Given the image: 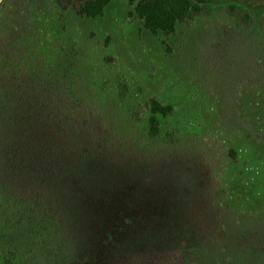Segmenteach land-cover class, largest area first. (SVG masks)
Instances as JSON below:
<instances>
[{
  "label": "rangeland",
  "instance_id": "374dc122",
  "mask_svg": "<svg viewBox=\"0 0 264 264\" xmlns=\"http://www.w3.org/2000/svg\"><path fill=\"white\" fill-rule=\"evenodd\" d=\"M195 1L166 37L0 0V264H264V0Z\"/></svg>",
  "mask_w": 264,
  "mask_h": 264
},
{
  "label": "trees",
  "instance_id": "16d2710c",
  "mask_svg": "<svg viewBox=\"0 0 264 264\" xmlns=\"http://www.w3.org/2000/svg\"><path fill=\"white\" fill-rule=\"evenodd\" d=\"M113 0H56L63 10H72L77 14L89 18L102 17ZM134 7L135 14L144 21L145 28L153 35L163 34L166 37L177 33L178 25H190L197 18L210 17L213 10L195 0H128ZM225 12L235 21L238 27H248L252 24V15L241 8L230 6ZM122 97L127 94L125 85L119 86ZM152 116L150 118V134L153 137L160 133L158 116L172 115V106H163L158 100L151 99L147 106ZM5 264H16L14 259H6Z\"/></svg>",
  "mask_w": 264,
  "mask_h": 264
}]
</instances>
